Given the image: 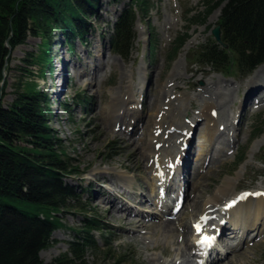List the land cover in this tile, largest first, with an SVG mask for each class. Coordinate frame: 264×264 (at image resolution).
<instances>
[{
  "label": "rangeland",
  "instance_id": "374dc122",
  "mask_svg": "<svg viewBox=\"0 0 264 264\" xmlns=\"http://www.w3.org/2000/svg\"><path fill=\"white\" fill-rule=\"evenodd\" d=\"M150 1V10L145 18H136L134 21L135 39L126 59L112 53L108 36L129 0H99L95 14L88 20L92 27L83 46L75 42L72 50L67 49L69 45L63 43L62 35L54 32L51 36L49 73L42 74L37 64L29 65L26 62V59H32L29 54L39 53V36L29 34L24 44L10 50L4 71L2 103H12L18 97L17 92L26 91L27 85L40 92L46 100L44 107L48 106L47 121L53 142L64 152L62 160L67 172L62 183L74 193L67 207L57 214L59 228L51 234L49 246L39 253V258L50 264L61 255L68 256L69 244L76 243L78 236L83 235L80 231L84 230L97 246L93 251L83 252L85 264H212L210 261L216 254L222 256L217 264H264V233L253 240L248 239L243 247L232 252L229 247L233 244V226L227 224L229 229L225 234L229 245L219 241L214 246L215 250H209V255L193 246L190 237L193 221L204 213L205 202L227 182H231L228 193H264V128L262 134L254 139L264 119V102L255 106L253 104L264 96L260 90L249 97L250 105L240 116L242 131L235 126L237 144L232 146V140L231 149L223 151L222 145L227 142L225 135H222L220 143L214 147L215 152L211 153H216L214 157H219V162L208 164L206 161L200 169L194 163V168L191 166L194 171L188 192L194 199L187 206L180 204L178 214L169 218L177 219L172 223L174 234L162 235L154 225L142 223V220L137 222L126 215L111 214L110 210V213L107 211L105 214L104 204L99 205V200L96 205L92 204V201L95 202L92 198L99 196L95 194L99 191L97 188L108 191L106 193L111 194L113 199L120 197L123 201H126V194L127 198L131 196L127 192L134 195L141 193L143 204L139 205L130 199L127 200V207L135 212L151 213L157 222L166 219L153 204L154 194L148 189L149 173L145 164L149 158L142 156L137 149V144L147 141L145 132L150 127L146 130L138 125L133 131L128 128L125 133L124 126L123 129L113 127V124L109 126L110 122L118 121L117 111L125 109L126 98H130L128 103H133L130 105L142 115V121H147L148 117L151 123L149 114L152 110L159 108L163 113L166 111L164 127L170 123L174 126L166 130L163 128L157 134L165 142L163 154L169 152L171 157H175L178 148L174 143H180L179 136L181 133L185 135L190 130L186 128L189 126L193 136L189 146L194 160L205 141V121L195 119L202 111V103L208 101L216 105L214 110L219 112L217 131L219 125L224 126L229 122L228 118L235 120L240 115V104L252 81L250 77L264 65L262 62L250 73L238 72L233 66L226 74L193 65V52L213 40L210 32L218 23L223 5L204 16L208 7L206 0ZM179 39L185 42L171 62L172 48ZM152 50L154 56L151 55ZM63 62H69V65L61 78L62 92L54 96ZM101 63L103 67H99L96 72L97 83L90 76L80 75ZM109 105H113L111 114L110 109H107ZM128 119L129 116L122 121L127 124ZM240 158L244 162L237 167ZM126 167L128 171L124 169ZM92 181L97 182V185ZM120 186L127 192H121ZM177 193L171 195L168 191L162 192L163 201L169 209L175 207L172 200L178 197ZM225 201L227 198L222 197L220 203ZM208 208L206 223L209 224L203 226L206 233L221 222L227 223L226 219L220 221L222 208ZM88 219H95L99 230L88 229L84 224ZM100 219L106 222L102 223ZM234 231L238 233L239 229L235 228ZM119 258L120 263L116 262Z\"/></svg>",
  "mask_w": 264,
  "mask_h": 264
},
{
  "label": "trees",
  "instance_id": "16d2710c",
  "mask_svg": "<svg viewBox=\"0 0 264 264\" xmlns=\"http://www.w3.org/2000/svg\"><path fill=\"white\" fill-rule=\"evenodd\" d=\"M99 0H0V85L9 50L24 44L27 36L40 37L39 53L29 54V65L50 72L51 36L59 32L69 49L85 45L90 17ZM204 16L223 5L217 25L220 41L214 40L193 52L195 66L226 74L233 66L250 73L264 62V0H206ZM150 0H129L108 36L112 53L126 59L135 39L133 25L149 12ZM174 43L171 62L185 41ZM154 56V52H151ZM29 73V71H27ZM0 86V264H46L39 253L49 246L51 234L59 228L57 214L74 196L62 183L66 176L63 150L53 142L47 116L48 106L40 92L27 85L8 105L2 103ZM264 119L254 137L262 134ZM244 161L240 158L236 166ZM99 230L97 221L84 222ZM79 234V232L77 233ZM83 234V235H80ZM69 253L50 264H85L84 251L97 248L87 231H80ZM119 258L116 262L120 263Z\"/></svg>",
  "mask_w": 264,
  "mask_h": 264
},
{
  "label": "bare ground",
  "instance_id": "6f19581e",
  "mask_svg": "<svg viewBox=\"0 0 264 264\" xmlns=\"http://www.w3.org/2000/svg\"><path fill=\"white\" fill-rule=\"evenodd\" d=\"M98 52H100V49L98 50ZM100 55H103V54H100ZM100 57L101 56L98 57V60L100 59ZM68 63L69 62L67 63L63 62L61 64L59 73L62 76L66 74V68L69 65ZM72 66L73 65H71V67ZM102 67H103V64L101 63L97 67H94V69L92 70L83 71L80 75L90 76L91 79H93L94 83H97L96 81H98V74L96 72L98 68L101 69ZM250 79H252V81H250V84L246 89L244 99L242 100L240 104V111H241L240 115H238L235 120L231 117L230 119L228 118L227 122L228 121L229 122L225 123L224 126L219 125L217 127V131H216V126L218 125L217 118L219 116L218 115L219 112L218 111L216 112L214 110V106L216 105L211 104V102L207 103L208 101H205L202 103V111L198 113L195 119L200 118L205 121V129L203 130L205 141L200 146L199 148L200 150L194 160L191 156V150L189 146L193 138L191 128L189 126L186 128L190 130H187L185 135H182L181 133V135L179 136V138H181L180 143L179 142L178 144L177 142L174 143L175 146L178 148V151L175 152V157H171V154L169 152L166 154H163L162 147L165 146V142L163 141V138L157 134H159L163 128L166 130V129H171L174 126L170 123L168 126L164 127L163 124L165 121L163 120L167 119L166 115H164L166 111L163 113L161 112L159 108L155 109L154 111L152 110L151 113L149 114L151 123L148 121V117H147V121H142V115L141 114L139 115V111L135 107H133V105H130L133 103H130V104L128 103L130 98L129 97L126 98V101H124V103L126 104L125 109H123V111L121 109L117 111L119 112L118 121L115 120L113 122H110L109 126L111 127V124H113V127H118L119 129H123V126H124L125 133H127L128 128H130V130L133 131L135 128H137L138 125H141L143 129L150 127V129L149 130L146 129L147 131L145 132L147 141L143 143L140 142V144H137L138 146L137 149L140 151V154L142 156L149 158L145 164L146 168L148 169V173H149V181L147 182L148 189L150 190L151 194H154V198L152 201L153 204L158 210H160L161 214L164 217H166V219H163L157 222L156 217L152 215L151 213H145V214L139 213V212L133 211L131 208H128L127 200L130 201V199L133 201H136L139 205L143 204V194L140 193L138 195H134L133 193L127 192V190L121 186H120L121 192H127L129 195H131V196H128L127 198V194H126V201L121 200L120 197H116L115 199H113L111 194L106 193L108 191H105L101 188H97L99 191L95 194L99 196L96 198H92V200L95 199V202L91 200L92 204L96 205V201L99 200V205L102 206L104 204L105 214H107V211L109 212L110 210L111 214L126 215L128 217L135 219L136 221L142 220L143 221L142 223L151 224V226L154 225V228L158 229L162 235L164 234L167 236L175 232L174 229L172 228L173 227L172 223H174V221H176L177 219L170 220L169 218L171 217L174 218L178 213L177 214L174 213L175 211L174 208L169 209L167 207V204L164 203L163 201L162 192L168 191V193H170L171 195L175 192H178L177 199L181 198L182 203L186 204L187 206V203H189L192 199H194V197H192L188 192L189 188H191L192 186L191 180H192V175L194 171V169H192V167L194 168L193 163L196 164L195 166H198L197 168L199 169L203 168L206 161L208 162V164L210 163L213 164L216 162L218 163L220 160L219 157H214L216 153L214 155H211V153L212 151L215 152L214 147L216 146V144L220 143L219 139L222 135H225V141L227 142L226 144L222 145V149H224L223 151H227L231 149L230 141L233 140L231 143L232 146L237 144V142L235 141V139H237V134H235V131H236L235 126L240 127L241 128L240 130L242 131L243 122L241 126V123H239L241 121L240 116L244 112H246L247 107L250 105L249 97L257 90L264 92V65L258 68L257 70H255L253 75L250 77ZM61 92H62L61 87H57V89L53 92V95L59 96ZM148 99L149 98H147V103H148ZM261 101L264 102V96L258 102L254 101L253 103L254 106L260 104ZM172 104H170L169 106H173ZM112 106L111 105L107 106V109H110V114L112 113V110H113ZM128 116H129L128 122L127 124H125L122 120L124 119V117H128ZM133 122H134V125H133ZM183 129L184 127L181 129V131ZM220 151L221 149L219 150V152ZM169 166L171 167L169 168ZM124 169L126 171L129 170L128 167ZM124 174L130 176L127 172H124ZM131 174H132V171H131ZM124 178H126L127 180L126 176ZM126 180L124 179V181ZM174 180H176L175 183H174ZM229 182L225 184L226 186H223V188L219 189V192L216 195L210 197L209 200L206 199L207 200V202H205L206 205L204 204L205 206H203V208H205L203 210L204 213L202 215L199 214L200 216H197L196 219L193 221V227L191 229V235H190L191 240L195 242L199 238V236H201L202 234H206L205 236L212 237L213 246L209 248L210 251L215 250L214 246L217 245L219 241L220 242L222 241V243H227L226 241L227 235L225 234L226 231L229 229V227H227V224H230L231 226H233V229L235 228L239 229L238 233L235 231L233 232V229H232L233 244L229 247L232 252H235L236 249L243 247L248 242V239L253 240L256 237H258L260 234L264 233V195H259L255 197L256 195H254V193H251L249 194L247 198L241 199L242 195L240 196L232 191L228 193L229 192L228 188L230 186ZM92 183L94 185H97V182L92 181ZM195 188H197V186ZM185 189H187L186 192H185ZM102 192L103 193L105 192L104 196L102 195ZM259 194H262V192H260ZM122 195L124 194L122 193ZM222 197H226L227 201H225L224 203H220V201L222 200ZM172 201L174 202V197ZM232 201H234L235 204L227 208L228 203ZM120 202L122 203V205ZM145 203H147V199L145 200ZM115 204H117L116 208H114ZM207 207H209L208 209H211V208L221 209L222 208V210H220V213L222 214V215L220 214L221 215L220 221L226 219L227 223L223 224L224 222H221L222 224L220 223V225H217V226L215 225L212 228V231L205 233L206 230L203 229L201 231L202 233L195 235L194 225H196L197 223H202L203 217H207L208 219L209 210L206 211ZM113 208L115 209V211L113 210ZM116 219L118 218L116 217ZM100 220L102 223L106 222L104 219L103 220L100 219ZM119 224H117L116 226L118 227ZM208 224L209 223L207 222L205 225H208ZM108 225H111V224H108ZM144 226L147 227L146 225ZM228 245L229 244L227 243V246ZM193 246L195 245L193 244ZM207 254L209 255V251ZM219 256H220L219 254H216V257L213 258L210 262L212 264L219 263L222 259V256L221 257ZM205 262L207 263V260H205Z\"/></svg>",
  "mask_w": 264,
  "mask_h": 264
},
{
  "label": "snow or ice",
  "instance_id": "6c2138e0",
  "mask_svg": "<svg viewBox=\"0 0 264 264\" xmlns=\"http://www.w3.org/2000/svg\"><path fill=\"white\" fill-rule=\"evenodd\" d=\"M258 195H264V194H258ZM242 198H243V197H242ZM202 221H203V222H206V221H207V217H203V218H202ZM194 227H195V229H196L197 234H200L201 231L203 230V228H202V223H197L196 225H194ZM212 239H213L212 237L204 236V237L202 238V240L200 241V243H202V244H209V243L211 242Z\"/></svg>",
  "mask_w": 264,
  "mask_h": 264
},
{
  "label": "water",
  "instance_id": "95a60500",
  "mask_svg": "<svg viewBox=\"0 0 264 264\" xmlns=\"http://www.w3.org/2000/svg\"><path fill=\"white\" fill-rule=\"evenodd\" d=\"M211 35L216 43H220V27L217 26L211 30ZM8 48V47H7ZM9 49V48H8ZM3 85V81L1 82V86Z\"/></svg>",
  "mask_w": 264,
  "mask_h": 264
}]
</instances>
